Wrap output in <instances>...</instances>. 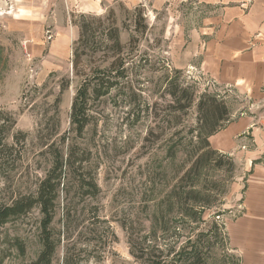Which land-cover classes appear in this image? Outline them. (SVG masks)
Here are the masks:
<instances>
[{
    "label": "rangeland",
    "instance_id": "374dc122",
    "mask_svg": "<svg viewBox=\"0 0 264 264\" xmlns=\"http://www.w3.org/2000/svg\"><path fill=\"white\" fill-rule=\"evenodd\" d=\"M210 11L196 0H171L155 9L117 3L101 14L85 13L110 15L103 26L113 23L122 48L113 53L81 45L75 74L78 27L71 20L77 22L80 11L65 0H0V133L10 146L1 159L0 206L34 194L53 153L72 154L49 225L56 245L51 264H146L132 250L139 254L145 218L171 190L180 192L181 208L192 202L185 192L196 190L200 212H163L167 232L158 241L173 242L181 256L187 242H195L207 264H239L225 222L239 213L242 162L217 151L201 168L190 167L202 152L198 97H227L228 112L245 110L244 101L194 67H174L169 52L202 27ZM114 60L123 64L116 79L108 70ZM96 76L115 84L95 96ZM86 84L87 122L79 131L70 121L71 104ZM42 218L33 206L0 224V264L36 260Z\"/></svg>",
    "mask_w": 264,
    "mask_h": 264
},
{
    "label": "crops",
    "instance_id": "0c3cea01",
    "mask_svg": "<svg viewBox=\"0 0 264 264\" xmlns=\"http://www.w3.org/2000/svg\"><path fill=\"white\" fill-rule=\"evenodd\" d=\"M168 1L65 0L81 13L96 14L117 3L155 9ZM196 1L210 7V14L202 19V27L169 48L171 61L179 69L196 68L244 101L245 110L230 109L224 127L207 140L244 168L239 213L225 222L228 246L241 264H264V0Z\"/></svg>",
    "mask_w": 264,
    "mask_h": 264
},
{
    "label": "trees",
    "instance_id": "16d2710c",
    "mask_svg": "<svg viewBox=\"0 0 264 264\" xmlns=\"http://www.w3.org/2000/svg\"><path fill=\"white\" fill-rule=\"evenodd\" d=\"M109 16L103 19L101 16L79 13L77 22L73 19L71 20V22L78 27V37L73 43L72 51V68L75 74L80 73L78 66L81 58V54L79 53L81 45H89L93 47V49L96 47V50L100 48L110 49L113 53L120 51L122 48L117 28L113 26V23L108 24L107 28L103 26L104 20H109ZM116 61L117 60L110 62L111 67H108L109 71H115L116 74L113 75L114 79L122 76V70H119V68L122 67L123 64L121 61L116 64ZM94 79L96 81L94 87H92V91H94L93 93L95 96L103 95L115 84L114 80H103L100 76ZM85 81L87 83L90 79H85ZM88 87L89 86L86 84L82 89H79L71 104L70 121L79 131L84 128L87 122L85 104L88 96ZM100 88L104 90L101 92ZM191 100L192 99H190V101ZM197 107L198 111L204 115L205 121L202 134L198 133V137L202 139V152L191 161L190 169L194 167L201 168L206 165L205 161L211 160L212 157L217 154V151L210 147L207 138L209 135L222 129L229 120L228 110L223 99H218L213 95L201 94L197 100ZM9 148L10 146L4 141V137L0 133V167L3 164L1 161V159L4 158L3 152L9 150ZM219 161L224 163L221 156H219ZM71 163L72 154L70 149L68 154H63L62 152H59V154L53 153L51 165L46 174L37 182L34 194L16 197L11 200L9 204L0 206V224H3L10 217L26 213L33 206L39 207L43 215L40 235L42 248L32 264H51L52 262L56 245L49 233V225L54 217L55 202L58 196L57 193L62 173L66 172V169L72 166ZM227 163L230 164V166L233 165L230 159H228ZM179 179L181 180L182 178ZM88 183H90L89 185H92V187H96L93 181ZM169 193L170 194L165 195L161 200L157 201L159 205L154 204V209L150 213L151 216L145 218L146 222H148V229L146 232H143L140 237L139 254L133 252V250L132 254L136 259H140L146 264H171L175 260H177L179 264H207L206 258L203 260V255L198 250L195 242H187L188 245H190V249L181 256V250L174 252L175 245L173 242L169 241L164 243L158 241L161 239L160 236L167 232L165 225H163V212H172L177 208V212L180 215L183 209L184 213L181 217H186L188 215V212H185L187 210L195 215L200 212L197 206L200 203V199L197 196L198 192L196 190L185 192L188 197L190 196L192 198V202L189 205L183 204L182 208V204L179 202L180 192L171 190ZM186 207L189 208L187 209ZM145 228L144 226V229ZM215 229L217 230L218 228L216 227ZM225 239H227L226 235ZM129 242L133 245L131 234H129ZM172 252H174V255L168 259L169 254ZM237 262L240 264L238 258Z\"/></svg>",
    "mask_w": 264,
    "mask_h": 264
}]
</instances>
